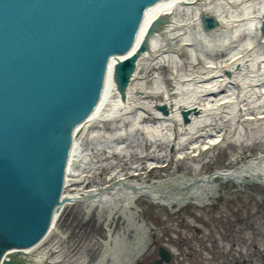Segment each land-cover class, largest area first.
Segmentation results:
<instances>
[{"label":"water","instance_id":"obj_1","mask_svg":"<svg viewBox=\"0 0 264 264\" xmlns=\"http://www.w3.org/2000/svg\"><path fill=\"white\" fill-rule=\"evenodd\" d=\"M160 1L0 0V264L20 262L6 255L32 248L55 227L69 199L68 175L77 174L71 164L76 169L88 156L72 159L75 140L99 106L112 67L125 98L148 41L118 57L133 49ZM203 21L207 29L219 24L213 16ZM261 29L264 34V18ZM157 107L168 112L166 104ZM191 112L199 110L182 109L186 122ZM175 179L138 191L171 201Z\"/></svg>","mask_w":264,"mask_h":264},{"label":"bare ground","instance_id":"obj_2","mask_svg":"<svg viewBox=\"0 0 264 264\" xmlns=\"http://www.w3.org/2000/svg\"><path fill=\"white\" fill-rule=\"evenodd\" d=\"M222 3L223 2H220V0H201L199 2H196V0H164L158 2L143 34L137 37L133 49L125 55L118 57L123 59L125 56H128L139 46L142 39H146L145 36L150 25L155 21H162L155 30L158 31L157 34L159 38L155 33L149 37V39H151V37L154 36L151 39L153 46H151L150 52L143 56L144 58L147 55L155 54V58L150 59L145 57L140 60V64L141 61L146 60V65L152 66L156 70L155 74L158 73V75L153 85L161 81V85L157 87L159 88L157 90L159 91L162 89L161 95L166 96L167 101L173 103L171 113L169 115H161L160 112L155 111L156 109H154L153 106L154 101H151L152 105H150L151 108H149V110H152L150 113L153 115L156 122L149 125L145 123L142 126L149 134L154 135V139H162L161 142L155 145L156 147L172 141L174 138L173 131L175 125L181 130H190L188 133H192L196 124L202 122L204 119L208 120L213 112L220 113L223 117L230 118V116L235 114L241 104L247 106L252 102L264 101V36L259 35L260 20H258L259 16L264 11V0H224V3L227 5H222ZM181 12L183 13V19H178L176 15ZM201 13L214 14L217 16L221 21V27L206 33L201 27ZM171 17L173 21L169 20ZM181 21L186 22L182 23ZM243 29L248 32L247 37L242 41H237V34ZM195 41H197L198 45L196 49L187 44L188 42L194 43ZM168 45L173 47L163 50V48ZM185 46H188L186 50L190 56L189 60L195 59L197 61L199 55L205 57L206 65L203 70H197L195 66L184 72H180L179 69H176L178 68L177 62L181 58V54H179L178 51ZM223 50L232 52L228 54L226 58L215 60V57L221 54ZM164 52L165 54L162 55ZM118 58L115 59L114 64L118 61ZM167 66L172 69L170 74L164 72V67ZM239 66H246V70L237 72L236 69L239 68ZM225 68L232 71L233 77L224 73ZM233 80L242 83L239 94L236 91L237 88L235 89L233 86H229ZM168 83H170L171 88L166 86ZM223 85H227L224 92H222L221 89ZM137 90L138 87L136 85L131 86L127 100H122L116 84L112 79L111 71L99 106L93 112L90 120L85 123L84 130L89 129V125L101 122L102 119L118 117L121 112L128 109L127 107L132 103V100H138L137 98L139 97L137 96L139 95L137 94H139V91ZM149 93L150 92H142V94L146 96ZM153 93L158 94L159 92L153 91ZM245 99H249V101L245 102ZM190 104L197 105L201 109V113L193 117L191 123L185 125L181 121L179 110L184 105ZM136 105L137 104H134L133 106ZM256 107L257 106L253 105L247 106L244 110L252 108L251 111H256L259 117H264V114L261 113L264 111V104L257 107L258 110H255ZM248 113L249 111H246L243 114L246 115ZM206 114H208V117ZM141 115L142 114H139V116ZM236 115H238V113H236ZM248 118L251 117L249 116ZM230 122L231 121L228 122V126L231 129L234 127L237 128L236 133L238 134L239 132L240 135H242V138L236 137V140L237 138L238 140L240 139V143L238 144L239 147L248 142L254 143L257 141L261 143L260 138L257 137L258 131L251 127L246 129L243 125L232 124L233 122ZM260 129H262V127ZM214 130L215 129L212 127L209 128L210 132ZM219 130L223 133L228 129L223 125ZM198 133L197 131V134ZM212 134L213 133L208 132L205 135L206 139L204 141H200L199 135H197L192 141L191 151L189 150V152H198L200 149L209 148L211 145L215 144L218 138L209 137V135ZM164 136H166V138H163ZM79 140L78 138L75 140L73 147L72 159L74 161L86 150L82 141L79 143ZM262 153H254L251 159H241L242 156L240 155V161L235 159L234 162L227 163L225 167H214L212 170H216L215 175L213 179H208L217 185L218 178L233 176L238 181H235L237 188L246 189L244 184H246L245 180L248 179V172L250 170L264 171V157ZM73 164H71V170L75 173L77 172V174L74 175L76 179L69 178L68 176V182L72 184L76 183L78 180L87 181L88 178L84 174V171L78 168L75 169ZM234 172L243 173L244 175L237 174L234 176ZM144 173L145 172L141 174L137 173V176H140L138 178L136 175L126 177L124 173L119 174V179L127 180V183L131 184L132 187L116 184L110 190H107V185H105L107 183H104L102 186L92 187L85 191L76 190V192H72L75 191L74 188L70 190V192H72L69 194L72 196L71 200L74 199L75 201L81 202L83 204L81 208L85 212L94 209L100 216L104 215L103 227L107 230L105 239H112L111 241L105 240L106 242L102 243L101 249L99 250L101 253L97 256L94 264H127L129 261L134 260L136 256L135 253L140 252L144 240L149 237V234L141 224V217L135 208L136 196L138 195L136 190L139 189L138 187H142L150 181L147 177H144ZM172 174L173 173H171V175ZM200 176V173L195 175L196 178ZM226 180L234 181L233 179ZM156 181L157 180L152 182L155 184ZM210 181H205L200 184L193 183L187 189H181L184 183H189L190 181L183 176H178L175 180H171L172 184L175 185L170 192L171 202L162 198L157 201L175 202V204H173L174 206H182L185 203L191 202L204 205L206 204L204 201L208 202V199H213L218 194L213 186H208ZM251 181H254L253 178ZM251 181H249L248 184H251ZM261 182L264 183V179H262ZM179 186L181 188H179ZM65 192H68V190ZM89 192H96L94 198L87 199L89 197ZM185 195H188V197L184 198ZM171 209L173 210L174 208ZM61 215L60 213L56 216V223L55 218L53 219V224L55 223L57 227H60L63 223L62 221L57 222ZM117 223L119 224L118 228H116ZM134 231H136V233ZM58 240L59 238L54 236L53 230H50L42 241L32 248L26 249V251L31 253L33 249H39L37 250V252L39 251L38 254L37 252L32 253L34 254L33 260L44 263L43 257L48 256V252L54 247L53 243ZM46 245L49 246L45 247ZM40 249L43 250L40 252ZM72 255V252H67L55 258L52 254V260L49 262L52 264H89L86 263L88 256H79L75 258Z\"/></svg>","mask_w":264,"mask_h":264},{"label":"rangeland","instance_id":"obj_3","mask_svg":"<svg viewBox=\"0 0 264 264\" xmlns=\"http://www.w3.org/2000/svg\"><path fill=\"white\" fill-rule=\"evenodd\" d=\"M220 2H223L222 5H227L224 0H220ZM176 17L183 19V13H178ZM181 22L185 23L186 21ZM246 32V30H241L237 34V41L244 40L247 35ZM170 47L173 46L168 45L163 50ZM197 47L196 41L193 48L196 49ZM170 51L174 52L173 50ZM178 53L181 54V58L177 62V70L184 72L189 68L192 69L193 66L197 70H203L205 57L199 55L197 61L195 59L189 60L190 56L187 51L183 53L178 51ZM225 53L223 51L215 58L228 57ZM152 57L148 56L147 58L151 59ZM145 61H141L138 72L139 78L133 82L132 86L136 85L138 90H141L140 92L150 93L147 96L142 93L137 94L139 95L137 96L139 97L138 100L134 98L135 100L131 101L132 103L127 107L128 109L121 112L118 117L92 124L81 139L84 148H86L85 151L89 152L85 163L79 164L76 168L91 176V184L103 183L111 174L115 176L120 173L130 175L134 171L152 168L153 165H160V167L152 169L148 174V178H156L154 175L156 176L161 172L180 169H184L190 175H195L202 171L212 170L214 166L225 167L235 155L238 156V159L240 155L247 156L248 152H263L264 120L242 119L236 114L228 118L216 112H213L208 120L204 119L202 122L197 123L192 133L176 129L172 141L156 147L155 145L161 142L162 139H154V135L149 134L142 125L152 122V117L147 112L151 101H158V99L155 100L157 94H154L153 91L161 94L162 89L157 90L159 89L157 87L161 85V81L153 85L158 74H155L156 70L152 66L146 65ZM171 71L172 69L168 66L164 67L165 73L170 74ZM231 85L237 88L238 91L242 86L239 81H234V84ZM166 86L171 88L170 83ZM134 104L137 105L133 106ZM252 105H258V102L252 103ZM139 114L142 115L139 116ZM206 116L208 117V114ZM229 121H231L230 123L243 125L246 129L251 127L258 131L257 137L260 138L261 143L257 141L254 143L248 142L239 147L240 139L237 138L236 140V137L242 138V135L239 132L237 134V128L234 127L231 134L232 138L223 139L217 145L202 150L197 155L191 153L182 155L180 153L182 150L187 151V147L191 146L190 141H193L199 133L203 135L205 133L203 129L210 127L211 123L214 126L218 124L229 125ZM261 127L262 129H260ZM184 133H187L186 136H184ZM163 138H166V136ZM200 139L203 140L204 138L201 137ZM81 185V183L70 185L66 188V191L80 188ZM245 187L247 189H238L233 181L222 182L219 185L221 195L214 198L213 201L214 203H220L223 197L224 201L221 205L215 207L210 204L200 206L189 203L183 205L176 212L165 204L154 203L147 198H140L138 200L141 208L140 213L151 225L165 226V229L157 231L156 240L168 246H173L177 250H188V252L191 251L190 246L182 242L187 239L188 242L192 243L191 246L194 249L191 252L194 253V256L187 258V260L183 259V264H233L234 261L237 264H249L250 260H252V264H264L261 258L262 255L258 254L253 247L254 244L259 243L264 248V198L257 201L250 194L253 191L263 196L264 185L251 183L245 184ZM81 205L83 204L77 203L74 206L67 207L62 212L60 219L63 223L60 228L65 236H59L53 232L54 236L59 238L58 241L53 243V246L57 247V254L64 255L67 252H72V256L75 258L88 256L86 263L92 264L95 263L100 253L102 243L107 240L105 239L107 230L103 227L104 215L100 216L94 209L85 212ZM173 225L177 227L174 228ZM118 226L117 223L116 228ZM195 228L202 232V237L199 238V235L195 233ZM259 229L261 232H259ZM134 232L136 233V231ZM215 238L220 239H218L216 245L213 242ZM102 239L105 240L101 242ZM47 246L49 245L45 247ZM42 250L40 249V252ZM228 251L231 252L228 253ZM57 254H53V256L55 257ZM150 254L151 252L142 259L141 263L149 264V261H147L149 257L154 258L155 256ZM216 255L220 256L216 258ZM201 261L203 262L201 263Z\"/></svg>","mask_w":264,"mask_h":264}]
</instances>
